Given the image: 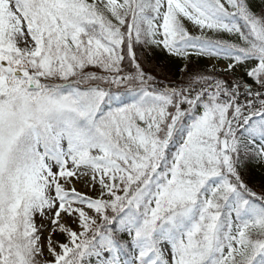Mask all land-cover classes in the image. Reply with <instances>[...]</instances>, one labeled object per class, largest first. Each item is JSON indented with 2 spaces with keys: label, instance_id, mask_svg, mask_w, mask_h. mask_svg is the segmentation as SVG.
I'll return each mask as SVG.
<instances>
[{
  "label": "snow or ice",
  "instance_id": "snow-or-ice-1",
  "mask_svg": "<svg viewBox=\"0 0 264 264\" xmlns=\"http://www.w3.org/2000/svg\"><path fill=\"white\" fill-rule=\"evenodd\" d=\"M247 161L264 0H0V264H264Z\"/></svg>",
  "mask_w": 264,
  "mask_h": 264
},
{
  "label": "trees",
  "instance_id": "trees-1",
  "mask_svg": "<svg viewBox=\"0 0 264 264\" xmlns=\"http://www.w3.org/2000/svg\"><path fill=\"white\" fill-rule=\"evenodd\" d=\"M258 2V0H257ZM225 38L227 35L225 34ZM230 39H236L232 37ZM139 53L143 55L144 66L146 70L150 71L151 74L157 77V80H164V77L167 76L169 79L178 80L180 77L178 64L182 65V62L176 60V58H169L166 52H163L159 48L155 47H140L137 49ZM206 58L196 57L192 58V67L197 69H205L208 67V64L205 61ZM230 79H239L244 78L251 83V80L242 72V75H238L237 72L233 73L231 76H225ZM166 82V81H165ZM245 175L246 182L250 187L255 190H259L260 186L264 184V167H261L254 161H247L242 169ZM111 227H114L112 225ZM92 264H95L93 258Z\"/></svg>",
  "mask_w": 264,
  "mask_h": 264
},
{
  "label": "rangeland",
  "instance_id": "rangeland-1",
  "mask_svg": "<svg viewBox=\"0 0 264 264\" xmlns=\"http://www.w3.org/2000/svg\"><path fill=\"white\" fill-rule=\"evenodd\" d=\"M189 29H190V31H192V34H193V35H198V34H199V31H198V30H193V29L191 28L190 25H189ZM205 61H206V63L209 65L210 62H209L207 59H205ZM214 62L217 63V64L224 63L223 61H214ZM236 72H237L239 75H241L242 72H243V69H237ZM77 187H78V189L81 190V191H88L86 188H84V186H83L82 184H78ZM37 222H39V220H38ZM45 235H46V233H45ZM56 239H59V240H61V242H64V238H63V237H56ZM94 260H95V258H94Z\"/></svg>",
  "mask_w": 264,
  "mask_h": 264
}]
</instances>
